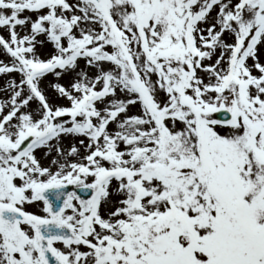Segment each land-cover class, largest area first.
<instances>
[{
	"label": "snow or ice",
	"instance_id": "1",
	"mask_svg": "<svg viewBox=\"0 0 264 264\" xmlns=\"http://www.w3.org/2000/svg\"><path fill=\"white\" fill-rule=\"evenodd\" d=\"M0 264H264V0H0Z\"/></svg>",
	"mask_w": 264,
	"mask_h": 264
},
{
	"label": "water",
	"instance_id": "2",
	"mask_svg": "<svg viewBox=\"0 0 264 264\" xmlns=\"http://www.w3.org/2000/svg\"><path fill=\"white\" fill-rule=\"evenodd\" d=\"M69 190H72V189H71V186H70V189H69Z\"/></svg>",
	"mask_w": 264,
	"mask_h": 264
}]
</instances>
